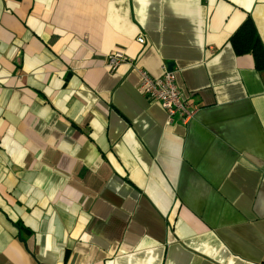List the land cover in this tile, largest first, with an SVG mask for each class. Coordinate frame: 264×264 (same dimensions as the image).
<instances>
[{
	"label": "crops",
	"instance_id": "1",
	"mask_svg": "<svg viewBox=\"0 0 264 264\" xmlns=\"http://www.w3.org/2000/svg\"><path fill=\"white\" fill-rule=\"evenodd\" d=\"M247 20L264 48V0H0V264H264ZM170 64L186 124L140 91Z\"/></svg>",
	"mask_w": 264,
	"mask_h": 264
},
{
	"label": "built area",
	"instance_id": "2",
	"mask_svg": "<svg viewBox=\"0 0 264 264\" xmlns=\"http://www.w3.org/2000/svg\"><path fill=\"white\" fill-rule=\"evenodd\" d=\"M137 43L143 45L145 39L139 36ZM129 62L128 57L123 52H114L107 56L105 67L110 72H114L119 66ZM163 74L159 78L151 77L147 72L140 70L141 77L140 91L147 100L158 103L167 114V124H171L177 119L182 124L189 122L197 113L199 107L184 100L177 87L175 75L163 65Z\"/></svg>",
	"mask_w": 264,
	"mask_h": 264
},
{
	"label": "trees",
	"instance_id": "3",
	"mask_svg": "<svg viewBox=\"0 0 264 264\" xmlns=\"http://www.w3.org/2000/svg\"><path fill=\"white\" fill-rule=\"evenodd\" d=\"M231 44L236 54H251L254 58L255 67L259 70L264 69V48L250 20H247L234 34L231 38Z\"/></svg>",
	"mask_w": 264,
	"mask_h": 264
},
{
	"label": "water",
	"instance_id": "4",
	"mask_svg": "<svg viewBox=\"0 0 264 264\" xmlns=\"http://www.w3.org/2000/svg\"><path fill=\"white\" fill-rule=\"evenodd\" d=\"M168 69L171 71V69H172V65L171 64L168 65Z\"/></svg>",
	"mask_w": 264,
	"mask_h": 264
}]
</instances>
